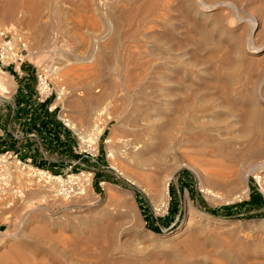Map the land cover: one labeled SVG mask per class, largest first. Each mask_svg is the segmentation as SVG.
<instances>
[{"label": "rangeland", "instance_id": "rangeland-1", "mask_svg": "<svg viewBox=\"0 0 264 264\" xmlns=\"http://www.w3.org/2000/svg\"><path fill=\"white\" fill-rule=\"evenodd\" d=\"M5 10L0 29L57 67L71 151L48 182L15 166L23 195L0 203V264H264V0ZM10 81L0 71V110Z\"/></svg>", "mask_w": 264, "mask_h": 264}, {"label": "crops", "instance_id": "crops-1", "mask_svg": "<svg viewBox=\"0 0 264 264\" xmlns=\"http://www.w3.org/2000/svg\"><path fill=\"white\" fill-rule=\"evenodd\" d=\"M5 74L12 81L11 93L0 110V153L13 151L36 167L56 168V159L52 158L71 151L70 132L57 122L51 98L45 103L36 101L35 78L29 64L20 67V74L12 69ZM188 178L180 176L172 194L180 197V188L189 182Z\"/></svg>", "mask_w": 264, "mask_h": 264}, {"label": "built area", "instance_id": "built-area-1", "mask_svg": "<svg viewBox=\"0 0 264 264\" xmlns=\"http://www.w3.org/2000/svg\"><path fill=\"white\" fill-rule=\"evenodd\" d=\"M31 57L36 55L30 53ZM29 53L24 47L22 33L13 28L0 29V71L8 72L9 69L20 74V67L29 64L35 78V99L39 103H45L56 91L53 87V79L56 73V66L53 63L47 64L32 62L28 59ZM56 106L51 108L54 110ZM15 166L21 170H29L28 173L37 180L50 181L55 178L49 170L40 169L32 164L31 160H22L13 151L0 153V203L11 206V200L20 198L23 191L14 178Z\"/></svg>", "mask_w": 264, "mask_h": 264}, {"label": "bare ground", "instance_id": "bare-ground-1", "mask_svg": "<svg viewBox=\"0 0 264 264\" xmlns=\"http://www.w3.org/2000/svg\"><path fill=\"white\" fill-rule=\"evenodd\" d=\"M6 1V12L7 13H11L13 12L14 10V6L17 2V0H5ZM220 6V5H219ZM217 5H206V4H202V8H200V11H203V12H207V11H210V10H214L216 9ZM8 16V15H7ZM10 16V15H9ZM252 27H254V24L252 25ZM264 46V45H263ZM263 46L261 47H250L249 50L251 54H257L260 52V50H258L259 48H262ZM2 73H6V72H2ZM140 145V144H139ZM140 147V146H139ZM148 148V146H146ZM144 149V147H143ZM142 152V151H141ZM140 153V152H139ZM143 153V152H142ZM141 153V154H142ZM138 155V153L136 154ZM254 168V167H253ZM258 169L260 170H264V163H260L258 166H257ZM191 169V168H190ZM56 178V177H55Z\"/></svg>", "mask_w": 264, "mask_h": 264}, {"label": "trees", "instance_id": "trees-1", "mask_svg": "<svg viewBox=\"0 0 264 264\" xmlns=\"http://www.w3.org/2000/svg\"><path fill=\"white\" fill-rule=\"evenodd\" d=\"M251 202H252V201H250L249 204H250ZM245 204H247V203H245Z\"/></svg>", "mask_w": 264, "mask_h": 264}]
</instances>
